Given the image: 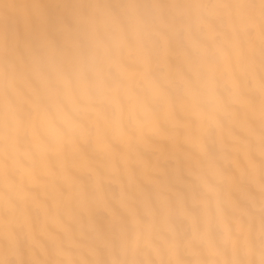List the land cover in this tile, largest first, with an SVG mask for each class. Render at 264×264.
I'll list each match as a JSON object with an SVG mask.
<instances>
[{
    "label": "snow or ice",
    "instance_id": "6c2138e0",
    "mask_svg": "<svg viewBox=\"0 0 264 264\" xmlns=\"http://www.w3.org/2000/svg\"><path fill=\"white\" fill-rule=\"evenodd\" d=\"M0 264H264V0H0Z\"/></svg>",
    "mask_w": 264,
    "mask_h": 264
}]
</instances>
